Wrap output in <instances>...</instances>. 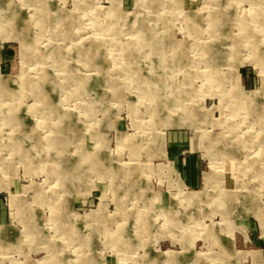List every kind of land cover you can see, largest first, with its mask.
<instances>
[{
	"label": "rangeland",
	"instance_id": "obj_1",
	"mask_svg": "<svg viewBox=\"0 0 264 264\" xmlns=\"http://www.w3.org/2000/svg\"><path fill=\"white\" fill-rule=\"evenodd\" d=\"M0 264H264V0H0Z\"/></svg>",
	"mask_w": 264,
	"mask_h": 264
},
{
	"label": "bare ground",
	"instance_id": "obj_2",
	"mask_svg": "<svg viewBox=\"0 0 264 264\" xmlns=\"http://www.w3.org/2000/svg\"><path fill=\"white\" fill-rule=\"evenodd\" d=\"M221 17H222V16H221ZM70 25H71V24H70ZM141 27H142V26H141ZM49 31H50V30H49ZM22 35H23V34H22ZM21 37H22V36H21ZM146 38H147V37H146ZM169 42H170V40H169ZM172 42H173V41H172ZM172 42H171V43H172ZM147 44H148V43H147ZM99 45H100V44H99ZM224 48H225V47H224ZM221 49H222V48H221ZM222 50H223V49H222ZM223 53H224V52H223ZM166 55H167V54H166ZM179 55H180V54H179ZM168 62H169V61H168ZM184 65H185V64H184ZM146 78H147V77H146ZM96 80H97V79H96ZM87 81H88V80H87ZM157 81H158V80H157ZM95 82H96V81H95ZM157 85H158V84H157ZM46 86H47V85H46ZM85 87H86V86H85ZM88 88H89V86H88ZM88 88H87V89H88ZM91 88H93V87L91 86ZM87 89H86V90H87ZM148 91H149V90H148ZM44 93H45V92H44ZM256 98H257V97H256ZM261 99H262V98H261ZM242 104H243V103H242ZM248 109H249V108H248ZM135 113H136V112H135ZM136 117H137V116H136ZM9 145H10V144H9ZM225 149H226V148H225ZM231 151H232V148H231L230 152H231ZM206 181L209 182V179L206 178Z\"/></svg>",
	"mask_w": 264,
	"mask_h": 264
}]
</instances>
